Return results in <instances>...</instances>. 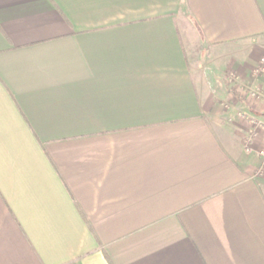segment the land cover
<instances>
[{
    "label": "crops",
    "instance_id": "crops-1",
    "mask_svg": "<svg viewBox=\"0 0 264 264\" xmlns=\"http://www.w3.org/2000/svg\"><path fill=\"white\" fill-rule=\"evenodd\" d=\"M263 57L264 0H0V264H264Z\"/></svg>",
    "mask_w": 264,
    "mask_h": 264
},
{
    "label": "rangeland",
    "instance_id": "rangeland-1",
    "mask_svg": "<svg viewBox=\"0 0 264 264\" xmlns=\"http://www.w3.org/2000/svg\"><path fill=\"white\" fill-rule=\"evenodd\" d=\"M182 42L184 43V49L191 66L198 67L204 76L206 73L211 74L213 71V75L218 72L219 74L222 73L223 76L229 79V72H221L220 67L217 66L218 64H215V66H213L214 68L211 67L214 54H209L208 47H206V45L203 44V41L200 40L197 29L189 27L188 30H183ZM220 76L221 74L218 76L216 74L214 78L218 79ZM229 81H231L232 83L236 82L235 80L232 81L231 79H229Z\"/></svg>",
    "mask_w": 264,
    "mask_h": 264
},
{
    "label": "built area",
    "instance_id": "built-area-1",
    "mask_svg": "<svg viewBox=\"0 0 264 264\" xmlns=\"http://www.w3.org/2000/svg\"><path fill=\"white\" fill-rule=\"evenodd\" d=\"M263 72H264V57L260 59L259 67L255 70L256 74H263ZM256 95H260V94L258 92H256ZM262 99L264 100V95H262ZM244 117L247 118V120L249 121V123L251 125H254L255 127L264 131V123L260 122L259 120H257L253 116L251 117L249 115H246ZM258 156H260V159L262 161V165L264 167V147L258 151Z\"/></svg>",
    "mask_w": 264,
    "mask_h": 264
}]
</instances>
